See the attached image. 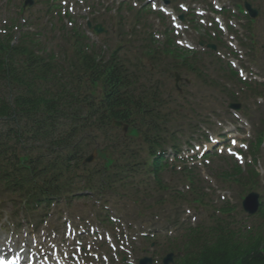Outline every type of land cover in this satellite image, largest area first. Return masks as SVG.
I'll return each mask as SVG.
<instances>
[{"label": "trees", "instance_id": "trees-1", "mask_svg": "<svg viewBox=\"0 0 264 264\" xmlns=\"http://www.w3.org/2000/svg\"><path fill=\"white\" fill-rule=\"evenodd\" d=\"M40 60L41 58L34 54V44L27 35L22 36L16 47H10L8 41L0 44V120L7 115L13 118L14 124L19 119L33 120L32 128L28 131H19L15 124L13 129L2 133L4 140L13 138L18 142L19 139L26 137L34 140L39 134L47 132V128L51 127L48 118L53 117L55 113H57L56 117L63 115L57 112L55 106L70 113L75 111L73 108L79 102V94L64 92L63 81L68 77V72L58 66L49 67L48 71L38 66ZM84 65L87 68L94 67L98 71L97 74L103 77L104 83L114 82L115 85V82H118L115 67H108L103 71L96 68L90 60H85ZM35 115L38 118L42 117L43 120L33 118ZM124 117L123 114L119 116L120 119ZM94 126L101 128L102 123L97 121ZM43 138H47V135L41 134L40 139L43 140ZM62 144L65 148L70 147L66 142ZM42 147L36 152H32L33 148L27 149L21 152V157L19 150H16L14 154L7 148L0 147L2 184L7 186L10 182L12 186L20 187L24 180L33 182L35 179V170L32 168L35 161L34 154ZM9 156L18 159L15 167L8 160ZM22 165L24 167L20 170ZM41 179L45 182L49 179L52 190L59 187L56 178L47 170L46 175H42ZM35 185L38 186V184ZM259 218L255 233L243 232L241 229L235 230L232 223L226 219L211 220L206 235H193L191 232L186 236L183 252L179 253L175 264H264V212Z\"/></svg>", "mask_w": 264, "mask_h": 264}, {"label": "rangeland", "instance_id": "rangeland-1", "mask_svg": "<svg viewBox=\"0 0 264 264\" xmlns=\"http://www.w3.org/2000/svg\"><path fill=\"white\" fill-rule=\"evenodd\" d=\"M40 1H44V0H40ZM223 1H228V0H223ZM23 0H0V28L3 27V22H6V24H8L9 19L12 18L14 15L18 14V8L22 5ZM44 9L40 6V5H36L34 4L33 9H31L29 11V13H31L30 17L31 18H38L36 20L39 19H43L44 16ZM100 15L105 18L108 19L110 14L107 12L104 13H100ZM23 18L26 20H28L27 14L23 16ZM43 22H46V19L43 20ZM240 24H243V22H240ZM237 29H239L237 27ZM252 30V35H253V42H256L257 44V50L256 53L258 55L257 60L259 61V64L261 65V68H264V15L263 16H259V18L257 19V21L255 22L254 25H252L251 27ZM239 33L241 34V36L244 38L245 37V33L242 29H239ZM109 40V43H114L116 41H119L121 39L120 36H118L117 34H115V32L113 31V35L111 37L107 38ZM97 45H99V43H97ZM263 46L262 50L259 51V47ZM245 51H243V55H244ZM227 58V57H226ZM230 58H227V60ZM226 60V61H227ZM249 64V63H248ZM248 67H251L253 65H247ZM259 66V65H257ZM150 79L152 80V82H154L155 84H157V86L159 87V89L161 90V97L162 99L165 100V102L167 104H171L173 101V98L176 97V94L172 91L171 87H172V82L171 81H167L165 76H161L159 74H152L150 76ZM166 85V87H165ZM172 91V93L170 92ZM194 90L191 88L186 89V92H188L189 94H191ZM183 95V92H182ZM205 94L203 92H200L199 94H197L195 96V98H204ZM199 100V99H196ZM193 101V102H196ZM211 106L215 105L214 107H216V104H213V102H210ZM218 107V106H217ZM231 119L228 118H224V117H220V118H213L212 119V123H213V130L218 131L220 128L226 127L229 130H233V128H235L234 125V121H229ZM220 133L221 135L225 134V130H221ZM229 137H227L228 139ZM184 140H190L189 139V135L187 134L184 138ZM227 145V143H226ZM216 161H212L210 165L211 166L210 169L213 170V167L216 165L215 164ZM227 167V166H226ZM228 168V167H227ZM199 170V169H197ZM264 168L261 167V169H259V173L262 175ZM201 175L203 177L204 180H206L205 178H207L208 180L206 181L207 185L205 186H210V190H209V194H211L214 198V203L216 205H219V203L221 202L220 197L223 196L224 200L235 204L239 210V199H238V192H236L235 188H231V189H227V188H223L221 185L218 184V181L216 179L213 178L212 174H210V171L207 170V168L203 167L202 170H200ZM205 174L207 177H204L203 174ZM218 197V198H217ZM223 200V201H224ZM80 208V204H76L75 205V211L78 213V209ZM9 210L7 209L6 213L2 214V216L0 217V219H2V221L4 222L6 220V217L8 215ZM190 218V217H189ZM86 219V216H84V220ZM53 220L55 221H59V219L56 218L55 215L51 216L49 219V223L53 222ZM27 222L25 223V227H23L20 230V239L19 240H24L25 233L27 231H31L32 230V226H33V220L30 218L29 220H26ZM60 225V223H58ZM38 237H41V235L38 233H35ZM100 251H104L105 247H99Z\"/></svg>", "mask_w": 264, "mask_h": 264}, {"label": "snow or ice", "instance_id": "snow-or-ice-1", "mask_svg": "<svg viewBox=\"0 0 264 264\" xmlns=\"http://www.w3.org/2000/svg\"><path fill=\"white\" fill-rule=\"evenodd\" d=\"M152 7L156 8V4H153ZM173 19H175V18L173 17ZM241 74L243 75V73H241ZM232 143L235 144V140H233ZM233 155H235V153H233ZM0 264H19V257H16L12 260H7L3 257H0Z\"/></svg>", "mask_w": 264, "mask_h": 264}, {"label": "water", "instance_id": "water-1", "mask_svg": "<svg viewBox=\"0 0 264 264\" xmlns=\"http://www.w3.org/2000/svg\"><path fill=\"white\" fill-rule=\"evenodd\" d=\"M254 200V196H250L247 201L244 203V208L248 213H253V208L255 206V204L253 203Z\"/></svg>", "mask_w": 264, "mask_h": 264}, {"label": "bare ground", "instance_id": "bare-ground-1", "mask_svg": "<svg viewBox=\"0 0 264 264\" xmlns=\"http://www.w3.org/2000/svg\"><path fill=\"white\" fill-rule=\"evenodd\" d=\"M22 263L24 264L25 263V261L22 259Z\"/></svg>", "mask_w": 264, "mask_h": 264}]
</instances>
